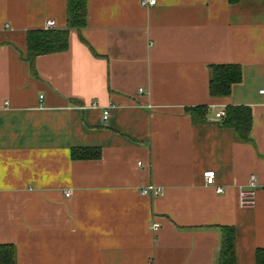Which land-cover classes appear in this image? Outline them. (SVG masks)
Instances as JSON below:
<instances>
[{
	"label": "crops",
	"instance_id": "0c3cea01",
	"mask_svg": "<svg viewBox=\"0 0 264 264\" xmlns=\"http://www.w3.org/2000/svg\"><path fill=\"white\" fill-rule=\"evenodd\" d=\"M86 10L67 48L32 67L27 32L65 28L66 0H0V245L15 264H217L220 227L232 226L235 264H257L264 0H86ZM214 64L241 68L227 95L209 93ZM228 105L250 108L249 141L220 125ZM73 148L100 154L73 159ZM251 174L255 201L241 206ZM150 184L161 193L142 195Z\"/></svg>",
	"mask_w": 264,
	"mask_h": 264
},
{
	"label": "trees",
	"instance_id": "16d2710c",
	"mask_svg": "<svg viewBox=\"0 0 264 264\" xmlns=\"http://www.w3.org/2000/svg\"><path fill=\"white\" fill-rule=\"evenodd\" d=\"M235 1V0H231ZM86 0H66V27L63 29H33L27 32V61L33 67L34 58L40 54L63 51L68 46L70 29L80 30L86 25ZM209 93L227 95L232 84L241 79V68L236 64H214L210 66ZM192 119L202 121L200 107L187 108ZM196 111H199L197 113ZM223 127L231 128L241 141H249L251 110L248 106L228 105L220 121ZM99 149L73 148L71 156L77 158L98 157ZM221 241L217 264H235V231L232 226H221ZM256 263L264 264V248L257 249ZM0 264H15V251L12 245H0Z\"/></svg>",
	"mask_w": 264,
	"mask_h": 264
},
{
	"label": "built area",
	"instance_id": "2783aa9c",
	"mask_svg": "<svg viewBox=\"0 0 264 264\" xmlns=\"http://www.w3.org/2000/svg\"><path fill=\"white\" fill-rule=\"evenodd\" d=\"M139 3L143 7H150V6L155 5L157 3V0H139ZM53 26H54L53 20H49L45 24V28H52ZM258 93L263 98V101H264V87H260L258 89ZM104 114L107 115V111H105ZM203 177H204L205 184L207 185L211 184L214 180L215 172L213 170L205 171L203 173ZM255 186H256L255 176L251 174L249 176L247 186L239 190L238 200L241 206H252L254 204ZM216 192H222V188L216 187ZM140 193L142 195H148V194L159 195L161 193V189L150 184L146 187L140 188ZM65 195H69V193L66 192ZM157 227H158L157 223L153 222L151 224L152 229H156Z\"/></svg>",
	"mask_w": 264,
	"mask_h": 264
}]
</instances>
